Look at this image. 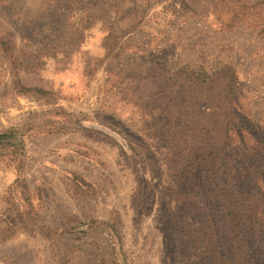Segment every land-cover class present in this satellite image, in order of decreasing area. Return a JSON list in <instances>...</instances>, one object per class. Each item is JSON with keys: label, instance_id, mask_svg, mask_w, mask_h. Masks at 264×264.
Here are the masks:
<instances>
[{"label": "rangeland", "instance_id": "rangeland-1", "mask_svg": "<svg viewBox=\"0 0 264 264\" xmlns=\"http://www.w3.org/2000/svg\"><path fill=\"white\" fill-rule=\"evenodd\" d=\"M262 1L0 0V264H264Z\"/></svg>", "mask_w": 264, "mask_h": 264}, {"label": "trees", "instance_id": "trees-1", "mask_svg": "<svg viewBox=\"0 0 264 264\" xmlns=\"http://www.w3.org/2000/svg\"><path fill=\"white\" fill-rule=\"evenodd\" d=\"M260 5H264V1L257 3V4H253V5H245L244 4V13L246 12L247 9H254ZM225 83V88L227 89V92H230V100H232V96H234V90H235V78H234V73L232 71V69L230 67L226 68L222 73H221V77H220ZM21 90L20 92H22L23 94L26 92H42L39 89H31V88H24V87H20ZM234 101V99H233ZM218 103L219 100L217 101ZM233 112V117H232V121L234 124V120H235V112L234 110ZM228 125H232L231 121L228 122ZM227 133V130H225ZM18 132L15 130H9V131H4V132H0V148L3 150H15L16 148L21 147L23 149L22 144H20L18 142V137L17 134ZM21 145V146H20ZM227 143L225 144V147H221L219 148V145H216L214 148V156L211 159V162L216 164L215 162L217 161V159L227 151L226 148ZM230 146V145H229ZM205 153L202 154V156ZM197 159H199V157H197ZM209 159V158H208ZM196 166L197 163L194 160H192V162L189 165V170H188V174H191V177H188L186 179V185L189 186L190 190H189V194H196L197 190V186L194 183V178L195 176L193 175L196 172ZM208 172L210 173L211 170L209 169ZM244 173V170H240V172L236 173L237 176H240ZM193 175V176H192ZM212 178L213 175H211L208 178V181H204V183H209V184H213L212 182ZM17 187L21 188V195L23 196L24 200L26 202H28L29 205H31V203L29 202V196H30V192H29V187L26 184V181L24 179H22L21 177H18L14 184L12 186L9 187L8 189V194L9 197L7 198L8 202H12V200L10 199L15 196V192L17 191ZM236 187V186H235ZM226 195V203L232 208L237 210L240 209H244V193L242 194H238L237 191L234 190V188H232V190H228ZM10 199V200H9ZM235 212V211H234ZM256 216H258L257 218L260 217V219H256V221L254 223L259 224L261 227L264 228V201L263 204L259 207L258 210H256L255 212ZM24 213H22L21 209L18 210V219L21 223H23L24 225H26L25 219H24ZM233 218V217H232ZM210 221V218H209ZM233 221V220H232ZM206 228L207 231H210V227L206 226L204 227ZM195 244V243H194ZM196 248V251L201 254L202 256H205L206 258H208V262L209 264H215L217 258H218V252H217V245L215 243V241L212 239V237H209L207 235H203V233L200 235L199 240L196 242V244L194 245ZM242 257V256H241ZM240 259V264H245V259Z\"/></svg>", "mask_w": 264, "mask_h": 264}]
</instances>
